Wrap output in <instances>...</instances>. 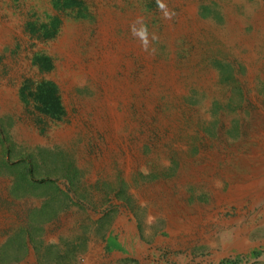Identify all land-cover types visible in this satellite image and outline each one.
<instances>
[{"label": "rangeland", "instance_id": "374dc122", "mask_svg": "<svg viewBox=\"0 0 264 264\" xmlns=\"http://www.w3.org/2000/svg\"><path fill=\"white\" fill-rule=\"evenodd\" d=\"M164 2L0 0V264H264V0Z\"/></svg>", "mask_w": 264, "mask_h": 264}, {"label": "bare ground", "instance_id": "6f19581e", "mask_svg": "<svg viewBox=\"0 0 264 264\" xmlns=\"http://www.w3.org/2000/svg\"><path fill=\"white\" fill-rule=\"evenodd\" d=\"M190 18V17H189ZM107 21V20H106ZM126 21V20H125ZM132 21H133V19H132ZM119 22V21H118ZM127 22H129L128 20H127ZM194 22V21H193ZM123 23V22H122ZM126 23V22H125ZM184 23V22H183ZM186 23V22H185ZM105 25V24H104ZM114 25V24H113ZM193 25V24H192ZM171 26V25H170ZM187 26V25H186ZM192 27V26H191ZM195 27H196V25H195ZM8 28V27H7ZM104 28V27H103ZM193 28V27H192ZM101 29H102V26H101ZM173 29V28H172ZM194 29V28H193ZM190 30V29H189ZM172 31V30H171ZM195 31V30H194ZM99 32V31H98ZM73 33V32H72ZM103 33V32H102ZM201 33V32H200ZM6 34H8V33H6ZM69 36V35H68ZM103 36V35H102ZM107 36V35H106ZM77 37V36H76ZM110 38V37H109ZM135 38V37H134ZM111 39V38H110ZM186 39V38H185ZM135 40V39H134ZM119 41V40H118ZM128 41V40H127ZM130 41V40H129ZM113 42V41H112ZM99 43V42H98ZM101 43V42H100ZM109 43V42H108ZM116 43V42H115ZM138 43V42H137ZM248 43V45L249 46H251L252 47V43H249V42H246V44ZM117 44H118V42H117ZM120 44V43H119ZM112 45V44H111ZM124 45H126V44H124ZM137 45V44H136ZM179 45V44H178ZM114 46V45H113ZM118 46V45H117ZM120 46V45H119ZM121 47V46H120ZM123 47V46H122ZM134 47V46H133ZM139 47H140V45H139ZM137 49V48H136ZM62 50H63V48H62ZM92 50H95V49H92ZM120 50V49H119ZM123 50V49H122ZM128 50V49H127ZM132 50V49H131ZM110 52V51H109ZM132 52H134V50L132 51ZM125 53V52H124ZM174 53V52H173ZM115 54H117V52L115 53ZM146 54V53H145ZM65 55V54H64ZM67 55V54H66ZM67 57V56H66ZM89 57V56H88ZM96 57V56H95ZM127 57V56H126ZM140 57V56H139ZM147 57V56H146ZM69 58V57H68ZM71 58V57H70ZM118 59V58H117ZM95 60V59H94ZM101 60V59H100ZM104 60V59H103ZM115 60V59H114ZM113 60V61H114ZM124 60V59H123ZM115 62V61H114ZM129 62V61H128ZM91 63H92V61H91ZM90 63V64H91ZM105 63V62H104ZM78 64V63H77ZM82 64V63H81ZM84 64V63H83ZM82 64V65H83ZM95 64V63H94ZM103 64V63H102ZM115 64V63H114ZM121 64V63H120ZM126 64V63H125ZM124 64V65H125ZM131 64V63H130ZM129 64V65H130ZM87 65V64H86ZM93 65V64H92ZM151 65V64H150ZM63 66V65H62ZM96 66V65H95ZM122 66H123V64H122ZM164 66V65H163ZM78 67V66H77ZM88 67V66H87ZM97 67V66H96ZM126 67V66H125ZM83 68V67H82ZM98 68V67H97ZM104 68H105V66H104ZM103 68V69H104ZM107 68V67H106ZM105 68V69H106ZM129 68V67H128ZM179 68V67H178ZM181 68V67H180ZM179 68V69H180ZM80 69V68H79ZM87 69V68H86ZM100 69V68H99ZM104 69V70H105ZM108 69V68H107ZM110 69V68H109ZM168 69V68H167ZM183 69V68H182ZM98 70V69H97ZM127 70V69H126ZM162 70V72L164 73V75L166 74L164 71H163V68L161 69ZM165 70V69H164ZM59 71V70H58ZM76 71V70H75ZM90 71V70H89ZM92 71H93V69H92ZM101 71V70H100ZM187 71V70H186ZM97 72V71H96ZM106 72V71H105ZM111 72V71H110ZM180 72V71H179ZM85 73V72H84ZM119 73V72H118ZM130 73V72H129ZM59 74V73H58ZM82 74V73H81ZM128 74V73H127ZM162 74V73H161ZM184 74V73H183ZM188 74H189V71H188ZM85 75V74H84ZM89 75V74H88ZM104 75V74H103ZM112 75V74H111ZM116 75H117V73H116ZM125 75V74H124ZM60 76H61V74H60ZM92 76V75H91ZM101 76V75H100ZM97 77V76H96ZM102 77V76H101ZM100 77V78H101ZM150 78H151V76H149ZM113 78H114V76H113ZM132 78V77H131ZM209 78V77H208ZM115 79V78H114ZM126 79V78H125ZM144 79V78H143ZM165 79L167 80V82H168V85L169 86H172V87H174V86H176V84H177V80H176V77H175V74L174 73H170L169 74V76L167 75V76H165ZM133 80V79H132ZM131 80V81H132ZM202 80H204V79H202ZM206 81V80H205ZM113 82V81H112ZM133 82V81H132ZM131 82V83H132ZM147 82V81H146ZM123 83V82H122ZM99 84H100V82H99ZM119 84V83H118ZM151 84V83H150ZM104 85V84H103ZM128 85V84H127ZM133 85V84H132ZM140 85H142V84H140ZM205 85V84H204ZM150 86V85H149ZM156 86V85H155ZM106 87V86H105ZM119 87V86H118ZM136 87V86H135ZM108 88V87H107ZM142 88V87H141ZM152 88V87H151ZM154 89V88H153ZM179 90H181L180 88H179ZM106 91V90H105ZM112 91H113V88H112ZM152 91V90H151ZM133 92V89H132V87L129 85V86H123V87H120L118 90H117V92H116V96L120 99V100H126L127 99V97L131 94ZM108 93H110V92H108ZM111 93H113V92H111ZM136 93V92H135ZM146 95V94H145ZM147 96V95H146ZM115 97V96H114ZM134 98V97H133ZM145 98V97H144ZM103 99V98H102ZM111 99V98H110ZM115 99V98H114ZM141 99H142V97H141ZM151 99V98H150ZM153 99V98H152ZM151 99V100H152ZM139 101V100H138ZM151 102V101H150ZM95 103V102H94ZM113 104V103H112ZM129 104V103H128ZM140 104V103H139ZM152 104H154V103H152ZM99 105V104H98ZM106 105V104H105ZM111 105V104H110ZM150 105V104H149ZM152 107V106H151ZM149 108V107H148ZM109 110L108 111H110V117H109V122H110V124L108 123V128H109V130H111V131H113V132H115V131H117V129H118V127L117 126H119V124L121 123V121H122V116L119 114V113H117L116 111H115V109L114 108H112V107H109L108 108ZM126 110V109H125ZM151 112V111H150ZM145 113V112H144ZM99 114V113H98ZM152 114V113H151ZM151 116V115H150ZM258 118V117H257ZM126 119V118H125ZM257 120V119H256ZM255 121V120H254ZM258 121V120H257ZM263 121V120H262ZM132 123V122H131ZM103 124V123H102ZM106 125V124H105ZM256 125V124H255ZM261 125V124H260ZM259 127V126H258ZM257 127V128H258ZM260 128V127H259ZM97 129V128H96ZM122 136V135H121ZM123 137V136H122ZM115 139V138H114ZM121 139V138H120ZM116 140V139H115ZM124 141V140H123ZM119 143V142H118ZM120 145V144H119ZM123 146V145H122ZM261 146V145H260ZM254 147H256V146H254ZM257 148V147H256ZM258 149V148H257ZM237 150V149H236ZM251 152H259V149L258 150H253V151H251ZM258 155V154H257ZM127 156V155H126ZM129 157V156H128ZM247 158V157H246ZM253 158V157H252ZM222 159V158H221ZM239 159H240V157H239ZM249 159V158H248ZM220 160V159H219ZM127 161V160H126ZM240 161V160H239ZM130 162H132V160L130 161ZM201 163V162H200ZM205 163V162H204ZM212 163H214V162H212ZM247 163V162H246ZM194 164V163H193ZM242 164V163H241ZM204 165V164H203ZM232 165V164H231ZM264 165V164H263ZM192 166V165H191ZM201 166V165H200ZM239 166V165H238ZM257 166V165H256ZM195 168V167H194ZM213 168V167H212ZM207 169V168H206ZM233 169V168H232ZM204 170V169H203ZM247 170H248V168H247ZM246 170V171H247ZM240 171V170H239ZM184 172V171H183ZM188 172V171H187ZM231 172V171H230ZM254 172V171H253ZM184 174H185V172H184ZM183 174V175H184ZM200 174V173H199ZM230 174V173H229ZM198 175V172L196 171V170H193L192 171V169H191V171H189L188 173H187V176L188 177H193V178H195V176H197ZM207 176V175H206ZM209 176V175H208ZM207 176V177H208ZM184 177V176H183ZM235 177V176H234ZM185 178V177H184ZM256 178L258 179V183H260V185H263V184H261V183H263V181H264V166H262L259 170H258V172L256 173ZM182 179V178H181ZM188 179V178H187ZM190 179V178H189ZM206 179V178H205ZM186 181V180H185ZM245 181V180H244ZM244 183V182H243ZM246 183V182H245ZM251 183V182H250ZM234 185V184H233ZM244 185V184H243ZM236 186V185H235ZM160 187V186H159ZM254 187V186H253ZM239 189V188H238ZM242 189V188H241ZM245 188H243L242 189V191L244 190ZM250 189H252V188H250ZM170 190V189H169ZM150 191V190H149ZM234 191V190H233ZM232 191V192H233ZM236 191V190H235ZM251 191V190H250ZM237 192V191H236ZM244 192H245V190H244ZM259 192V191H258ZM262 192V191H261ZM260 193V192H259ZM153 194V193H152ZM228 194V193H227ZM248 195V194H247ZM217 196V195H216ZM225 197H226V195H224ZM230 196V195H229ZM228 196V197H229ZM159 197V196H158ZM170 197V196H169ZM223 198V197H222ZM242 198V197H241ZM240 198V199H241ZM260 198V197H259ZM263 198V197H262ZM154 199H156V198H154ZM228 199V198H227ZM162 200V199H161ZM222 201V200H221ZM224 201V200H223ZM227 201H229V200H227ZM237 201V200H236ZM240 201V200H239ZM165 202V201H164ZM233 202V201H232ZM182 203V202H181ZM163 204V203H162ZM167 204V203H166ZM173 204V203H172ZM168 205V204H167ZM179 205H181V204H179ZM179 205H177V206H179ZM175 206V205H174ZM182 206V205H181ZM169 209V208H168ZM169 210H171V209H169ZM178 210V209H177ZM195 210V209H194ZM180 211V210H179ZM176 212V211H175ZM186 212V211H185ZM167 213V212H166ZM177 213V212H176ZM189 213V212H188ZM169 214V213H168ZM200 214V213H199ZM171 215V214H170ZM184 215V214H183ZM196 215H198V214H196ZM179 216V215H178ZM174 217V216H173ZM175 218V217H174ZM179 218V217H178ZM176 219V218H175ZM191 225V224H190Z\"/></svg>", "mask_w": 264, "mask_h": 264}, {"label": "clouds", "instance_id": "9594fccd", "mask_svg": "<svg viewBox=\"0 0 264 264\" xmlns=\"http://www.w3.org/2000/svg\"><path fill=\"white\" fill-rule=\"evenodd\" d=\"M156 3L164 19L171 20L176 16L175 11L170 10L164 0H156ZM130 31L132 36L140 42L143 51L148 52L150 55L155 54L156 48L153 45L159 42L160 37L156 32L150 33L144 17H137L130 25ZM261 259L264 260V257H261Z\"/></svg>", "mask_w": 264, "mask_h": 264}]
</instances>
